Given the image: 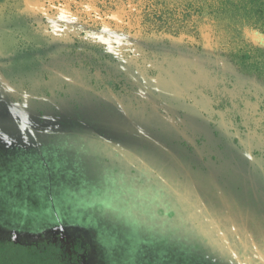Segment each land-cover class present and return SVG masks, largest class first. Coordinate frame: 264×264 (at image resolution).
Listing matches in <instances>:
<instances>
[{
    "label": "rangeland",
    "instance_id": "374dc122",
    "mask_svg": "<svg viewBox=\"0 0 264 264\" xmlns=\"http://www.w3.org/2000/svg\"><path fill=\"white\" fill-rule=\"evenodd\" d=\"M49 1L0 0V79L11 88L43 87L52 58L67 45L62 24L43 21L56 13ZM65 22L70 29L69 20ZM176 27L172 30L178 39L167 38L168 30L158 27L147 37L137 34L138 51L163 74L169 70L165 63L171 70L179 69L185 81L206 95L231 88L228 98L234 101L229 108L237 110L228 114H238L241 125L252 130L238 147H225L222 129L216 138L209 135L211 111L203 108L198 89L141 88L129 98L131 106L123 104V111L107 105L108 95H113V103L116 93L101 91L97 94L105 103L100 111L105 113H98L89 97L74 101L65 95L61 111L66 119H76L72 143L63 136L68 132L63 114L50 109L38 112L42 129L50 134L31 136L24 130L26 122L14 115L20 113L5 107L0 95V220L31 232L28 241L43 244L41 249H57V264H264V159L256 154L264 152V64L252 67L253 72L261 71L258 79L232 78L228 75L235 68L230 63L217 56L207 62L195 45L202 40L211 46L212 39L229 52L227 40L233 34L208 18H191L177 32ZM240 29L253 45L263 44L254 31ZM209 66L211 74L205 70ZM215 67L224 69L227 82L219 79ZM70 103L84 109L83 117ZM228 103L220 97L213 101L219 107ZM154 124L160 125L156 148L147 140ZM94 127L104 130L108 140L124 143L117 152L113 144L104 152V146L91 142ZM107 127L114 131H106ZM90 128L93 134L86 130ZM165 130L176 133L177 139ZM194 131L204 134L203 139H191L197 135ZM21 134L28 136V142L21 141ZM184 135L182 143L188 146L178 142ZM144 142L151 152L146 149L139 155L138 145ZM241 142L251 147L241 150ZM127 147L135 151L131 157L141 166L120 158ZM60 226L66 227L64 234L55 228ZM49 229L51 233L43 235ZM12 236L0 240H18Z\"/></svg>",
    "mask_w": 264,
    "mask_h": 264
},
{
    "label": "flooded vegetation",
    "instance_id": "af4514ba",
    "mask_svg": "<svg viewBox=\"0 0 264 264\" xmlns=\"http://www.w3.org/2000/svg\"><path fill=\"white\" fill-rule=\"evenodd\" d=\"M47 2V1H46ZM46 4V3H45ZM49 4L53 6L54 9H56L55 15H50L46 21L47 23L54 24V20L62 24L60 27L61 29L64 27L63 31V37L68 40L66 46H61L59 49L61 52L60 54H56L57 57H53L52 59L54 61H51L50 66L47 67L45 79H44V86L43 87H33L34 90L29 89V86L24 88H11L7 83L2 81L0 79V95L3 100V105L8 108L15 109V111H18L20 114L14 113V115H18L19 117L26 122V128L24 130L29 131L31 136L38 135L39 132L50 134L49 131L42 129V126L40 122H42L43 117L40 116V114H37L38 112L44 113L48 109L54 110V113L63 114L62 116V122L65 123V127L68 128V132L66 134H63V136H66V141L72 143L73 138L76 137V131L74 129L76 119L75 117H71L69 119H66V115L61 111V100L65 95H67V98L69 100L78 99L79 101L87 100L85 97H89L91 100H94L95 110H97L98 113H105L102 109V112L100 111V106L102 103H105V100L102 96H100L99 92L105 91V92H114L116 93V98L113 100V103L110 102L113 95H108L111 99L106 100L107 105L115 106L118 110L123 111L124 108L122 107L124 103L127 104V106H131L129 98L137 93L138 90L141 88H156L157 92H161L160 90L169 89L170 87H174V91H195L198 89V91L201 93L198 97L203 99V108L208 107V113H209V135L212 133L214 135V138H216V134L219 129H222V134L226 137L224 138L227 145L225 146L227 149L236 148L240 145V139L250 135L252 133V130L250 128L243 127L241 124V121L239 120L238 114L236 115L234 112L237 110V107L234 106L232 108H229V105L234 101V99L228 98L229 92H233L231 88H228V90H220L216 91L218 92L217 96L214 95L213 92H207V95L201 92V89L196 88L195 85L192 83L190 84L189 81H185V77L182 76V72L179 71V69H173L168 66L167 63H165L166 66V74L162 73V70L160 68H155L153 63H151L152 60H149L146 58L140 51H138V35L142 37H147L148 33H146V30L142 29H136L130 27L129 21L127 20L125 23H122V17L123 14H112V15H104L102 14V17L98 15V12L96 13L97 17L96 19L101 21L103 23L102 29H97L95 31H88L86 26V21H82V24L84 26V29L82 30V24L77 21L76 12L78 11H72L68 8V2L65 0H52L49 1ZM76 4V3H75ZM77 5V4H76ZM78 6V5H77ZM64 14H62V13ZM44 16V15H43ZM60 16V17H58ZM63 16V18H62ZM88 16V13L86 14V17ZM46 18V17H45ZM54 19V20H53ZM65 19L69 20V28H66ZM74 28V31L72 30ZM146 29V28H145ZM76 35H75V33ZM174 32V31H173ZM111 33V34H109ZM131 33L135 34L137 36V39L135 37L132 38ZM124 36H123V35ZM167 38H176L178 39L180 35L175 33H167ZM122 35V36H120ZM167 43V42H166ZM171 44V42H170ZM169 44V45H170ZM218 47H220V43H215ZM200 43L196 44L195 46L198 49L199 57L206 60L207 62L209 59L215 61L216 55L213 54V49L208 48V46L205 49H200L199 47ZM221 48V47H220ZM217 48V49H220ZM102 51H101V50ZM228 52V51H227ZM225 52V53H227ZM209 58V59H208ZM92 59V60H91ZM222 60V59H219ZM94 61V62H91ZM83 63L88 64V70L90 68H93L94 65L97 64V66H102L101 70H94L91 72V75L97 80V82H93L91 76L82 73L79 70V66H83ZM210 63V61H209ZM94 64V65H93ZM62 69H60V67ZM56 68H59L56 69ZM210 69H205L208 73L211 74V66H209ZM215 67V71L219 72L221 76H218L219 79L223 78V72L224 69H220ZM55 69V70H54ZM204 70V71H205ZM230 71L229 69H226ZM214 71V72H215ZM231 72V71H230ZM213 74V73H212ZM234 74L235 76H233ZM230 77H236L239 76L237 72H233L230 75ZM227 79H225L226 81ZM227 82V81H226ZM206 84V83H205ZM183 88H181V87ZM154 87V88H153ZM43 88V90L40 92L36 89ZM47 94H44L42 92H45ZM68 91H73L77 93V96H70ZM170 91V90H169ZM39 93H41L39 95ZM36 94V96H34ZM43 94L45 96H43ZM180 94V93H179ZM178 94V95H179ZM159 95V93H157ZM217 97H220L222 101L225 102V98L229 101L228 105H225L224 107H219L217 105L213 104V101L217 99ZM190 102V98L188 100ZM111 103V104H110ZM206 103V106L204 105ZM72 106V110H74V113H80V116L83 117L84 109H80L78 107H75L70 103ZM109 110V107H106ZM131 109V108H129ZM230 109H234V112L231 114H228V111ZM23 110L25 112H23ZM132 110V109H131ZM53 112V111H52ZM107 112V111H106ZM127 112V111H126ZM134 112V111H133ZM106 115V114H105ZM79 118V117H78ZM77 118V119H78ZM131 119H135V114H131ZM160 121L163 120V117H159ZM75 120V121H74ZM130 121V120H129ZM220 122V125H219ZM205 123H207L205 121ZM241 125V126H240ZM64 126V125H63ZM71 126V127H70ZM70 127V128H69ZM122 126H113L114 130L116 128L120 129ZM152 132L147 136L148 142L155 147H158L159 143H157L158 139V132H159V124H154ZM24 130H21V132ZM89 133H92V129H86ZM111 127H107L106 131H114ZM197 135L192 137L191 139H203L204 134L200 135L199 131H194ZM90 133V134H91ZM94 133V134H93ZM93 139L91 142L95 143L97 142L99 144L98 148H101V146H104V152L106 147L110 146V144H113V151H118V149L121 147V145L124 142H119L118 140H108L104 130H99L94 127L93 129ZM165 134L172 137L174 140L177 139V134L174 133L171 135L167 130H165ZM40 135V134H39ZM154 135H156L154 137ZM44 136V135H43ZM185 136H181L180 140L178 141L183 146H188L186 144H183L182 139H185ZM21 137L24 139H21V141L28 142V136L25 134L24 136L21 134ZM82 137V135H81ZM36 139V138H34ZM15 140V139H14ZM17 141H20L16 139ZM89 140V139H82ZM91 142L88 144L91 146ZM108 143V144H107ZM241 142V150L247 149V147H251V145H247L246 143ZM139 147H142L140 150L139 155H143L142 152L148 149V145L146 142L138 145ZM25 146H20V149ZM155 147V148H156ZM97 147L96 149L99 150ZM134 149V148H132ZM162 151L168 152L170 156L173 154L164 148H159ZM221 149V148H220ZM220 149L216 148V151H219ZM123 153L120 154V158H124L125 161L127 159H130L136 166L140 165V163L136 162L133 157H131L132 153H135L134 150H130L129 147L127 149H123ZM248 150V149H247ZM101 151V150H100ZM149 152H151L148 149ZM152 154V153H151ZM254 154V153H253ZM259 157H262L264 159V152H257L256 153ZM255 155V154H254ZM116 163L119 165V163L116 161ZM148 164H146L147 166ZM120 166V165H119ZM184 175L186 177H190V174L187 171H184ZM8 222L6 219L0 220V236H11L17 238L24 239V242H17L13 240H0L1 243L5 242H14L23 246H31L34 245L40 250H46L41 249L40 246L43 244H33L31 243L28 238V234L31 232H25L23 230H17L8 227ZM57 230L60 231L61 234H64V229L66 227H55ZM51 229H54L51 228ZM51 229L43 231L44 234L51 233ZM28 233V234H27ZM31 243V244H30Z\"/></svg>",
    "mask_w": 264,
    "mask_h": 264
},
{
    "label": "trees",
    "instance_id": "16d2710c",
    "mask_svg": "<svg viewBox=\"0 0 264 264\" xmlns=\"http://www.w3.org/2000/svg\"><path fill=\"white\" fill-rule=\"evenodd\" d=\"M65 1L68 2L70 10L78 11L75 14L77 21L82 24V21L85 20L86 29L90 32L103 27V23L96 19L97 12L100 17L102 14H123L122 23L128 20L130 27L146 30V33L152 32L154 27H158L168 30L166 33L171 34L173 26H178L175 29L176 32L182 28L185 29L191 18L197 20L208 18L212 23L222 26L229 34H233V37L227 40V47L230 50L224 53L221 49H217L220 47L212 39L211 46L207 42L199 41L200 49L210 47L214 50V55L230 63L235 68V72L241 76L258 79L261 75L259 69L256 68L260 73L253 72L252 67L264 64V0ZM243 27L247 31H254L263 44L253 45L250 40L244 39L239 33L240 28ZM81 29H84L83 24ZM79 67L82 73L90 75L92 81L97 82L91 72L93 69L100 71L102 66L96 64L89 71H87V63H83V66ZM261 80L264 81V79ZM87 230L92 236L88 227ZM58 252L53 246H49L46 250H40L34 245L23 246L14 242H0V264H57Z\"/></svg>",
    "mask_w": 264,
    "mask_h": 264
}]
</instances>
